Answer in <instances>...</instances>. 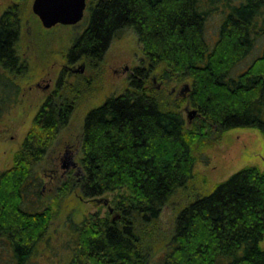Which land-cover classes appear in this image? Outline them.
Returning a JSON list of instances; mask_svg holds the SVG:
<instances>
[{"label": "trees", "instance_id": "obj_1", "mask_svg": "<svg viewBox=\"0 0 264 264\" xmlns=\"http://www.w3.org/2000/svg\"><path fill=\"white\" fill-rule=\"evenodd\" d=\"M213 9L221 19L209 39ZM20 21L15 5L0 14V123L19 102L17 78L26 69ZM81 21L70 55L96 62L130 28L147 63L135 68L124 91L84 116L81 172L62 180L56 196L77 189L84 198H110L103 215L78 223L64 264H264V170L256 165L194 196L176 214L168 240L154 248L163 206L194 176L212 138L235 127L264 135V0H93ZM149 71L163 84L184 82L189 89L164 94L147 85ZM183 103L195 110L190 125ZM73 108L74 97L65 94L40 104L11 165L0 172V264H39L33 257L47 243L53 210L36 205L42 196L36 166Z\"/></svg>", "mask_w": 264, "mask_h": 264}, {"label": "rangeland", "instance_id": "obj_2", "mask_svg": "<svg viewBox=\"0 0 264 264\" xmlns=\"http://www.w3.org/2000/svg\"><path fill=\"white\" fill-rule=\"evenodd\" d=\"M31 4L32 0H0V14L10 5H15L20 11L18 50L21 58L26 60L25 72L17 78L21 88L19 102L0 123V172L11 165L12 155L21 145L38 105L43 99L40 88L32 87V85L49 75L54 79L62 71L59 86L66 85L70 90H75L68 95L74 97V108L67 124L51 145L50 151L36 166L37 172H40L46 184L42 190L41 183L42 196L35 199L36 205L49 206L53 214L42 240L47 243L38 244L33 261L38 259L39 264H64L73 244L70 241L74 235L73 231L78 223L90 213L98 212L103 215L107 204H104L102 199H107L108 202L110 194L96 198H84L77 189H72L58 198L56 196L58 183L50 184L48 181L51 168H55V164L60 167L65 158L67 144H79L86 112L99 105L106 97L124 91L129 86V76L133 69L136 66H146L147 60L143 61L144 54L141 44L134 31L125 28L111 40L100 62H89V67L87 66L83 73L72 74L64 69L67 64L65 55L74 36L80 31L79 27L85 22L80 21L71 26L59 24L45 29L37 16L32 13ZM220 19L221 15L217 9H213L212 14L208 15L206 33L209 39L215 35ZM260 46L255 47L254 54H251L246 62L259 52ZM148 76L147 85L152 84L157 88H162L164 94L171 93L174 89L173 96L178 93L184 83L163 84L155 71H149ZM153 76H155V81L151 80ZM29 87L32 88L29 89ZM187 107L188 105L183 103L181 112L187 125H190L192 118L187 119L185 110ZM188 108L190 109V106ZM216 138L217 135L197 158L193 169L194 176L163 206L154 227L155 249L160 248L171 236L176 214L194 196L207 193L216 183L226 179L245 165H256L264 170V135L259 129L235 127L223 132L218 139ZM69 157L79 167L80 153L77 152L74 156L71 154ZM76 170L78 171L77 167L74 171ZM45 254L48 257H45Z\"/></svg>", "mask_w": 264, "mask_h": 264}, {"label": "flooded vegetation", "instance_id": "obj_3", "mask_svg": "<svg viewBox=\"0 0 264 264\" xmlns=\"http://www.w3.org/2000/svg\"><path fill=\"white\" fill-rule=\"evenodd\" d=\"M92 2H93V0H86V7H85L84 15L86 13V10L88 9L89 4L92 3ZM84 27H85V25L80 26L79 27L80 31L78 33H81L83 31ZM77 43L78 42L73 38L72 44H71L68 52L65 55L66 56L65 57V61L67 62V64H66V66H64L65 67L64 69H66V70L70 71L72 74H76V75L83 73L87 69V66H88L89 62L90 63L93 62L90 59H88L86 56L79 55L77 52H75L74 54L70 55L71 49H75ZM105 52H104V54H105ZM103 55H102V57L99 60L96 61V63L100 62L102 60ZM135 68L133 69V72L130 74L129 79H130V77L132 75H134ZM144 69H146V67ZM61 72L62 71H60V73H59L60 75H61ZM60 75L58 77L54 78V79H53L52 76L49 75L47 78H42L43 80H38L37 82H35L32 85V87L40 88V90L42 91L43 99L41 100L40 104L44 103L46 100L53 99L56 96H62L64 94H65L66 97H69L68 96L69 93H72V91L74 89L69 91L70 88H68L67 91H66V88L69 87V86H66V85H63L61 87L59 86L60 85V79H61ZM151 80L155 81V76H153ZM32 87H29V89H31ZM171 92L174 93L175 90L173 89V90H171ZM40 104L38 105L37 110L39 109ZM80 136H81V134H80ZM65 147H66V149H65L66 153L64 154V157H65L64 161H62V164L60 165V167H58V165L55 164V166H54L55 168H51L50 179L48 180L50 184L53 183V182H54V184L58 183L57 188L59 187V184L61 183L62 180L66 179L67 177L70 178L72 174L73 175H78L81 172L80 166L78 167V164L76 162H74V161H71L70 157H69V156H71V154H72V156H74L75 154H77V152L80 153V144H78V145H76V144H73V145L67 144ZM49 151H50V148L48 149L47 153ZM47 153H46V155H47ZM76 167L78 168V171L76 170V172H75L74 169ZM38 174H39L38 175L39 178H41V180H42V190H43L46 187V184L43 181V176H41L40 172Z\"/></svg>", "mask_w": 264, "mask_h": 264}, {"label": "water", "instance_id": "obj_4", "mask_svg": "<svg viewBox=\"0 0 264 264\" xmlns=\"http://www.w3.org/2000/svg\"><path fill=\"white\" fill-rule=\"evenodd\" d=\"M85 7L86 0H32L31 11L37 16L42 27L49 29L59 24H77L84 16ZM188 89L187 84H182L178 93L184 96ZM185 110L188 119L195 115V110L188 107ZM102 200L107 204V199ZM109 210L112 208L109 207Z\"/></svg>", "mask_w": 264, "mask_h": 264}]
</instances>
